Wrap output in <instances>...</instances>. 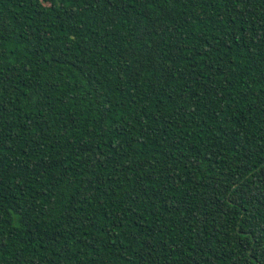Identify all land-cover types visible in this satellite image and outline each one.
Segmentation results:
<instances>
[{
  "label": "trees",
  "instance_id": "16d2710c",
  "mask_svg": "<svg viewBox=\"0 0 264 264\" xmlns=\"http://www.w3.org/2000/svg\"><path fill=\"white\" fill-rule=\"evenodd\" d=\"M0 264H264V0H0Z\"/></svg>",
  "mask_w": 264,
  "mask_h": 264
}]
</instances>
